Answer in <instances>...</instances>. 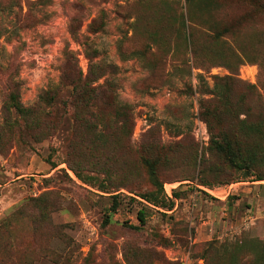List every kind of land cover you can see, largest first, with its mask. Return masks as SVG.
<instances>
[{
    "label": "rangeland",
    "instance_id": "374dc122",
    "mask_svg": "<svg viewBox=\"0 0 264 264\" xmlns=\"http://www.w3.org/2000/svg\"><path fill=\"white\" fill-rule=\"evenodd\" d=\"M154 1L0 0V264H221L216 258H223L225 249L241 240L250 249L263 238L264 179L255 180L254 174H264V166L244 178L243 171H225L220 178L239 177L222 184L200 164L209 156V135L199 105L211 96L214 76L229 71L220 65L207 71L191 67L189 49L178 44L174 29V11L184 13V1L166 0L171 16L152 20ZM246 8L226 0L217 17H236ZM258 24L264 27V14ZM151 33L167 42H152ZM179 56L189 67H179ZM62 68L81 72L89 86L100 85L102 99H90L89 107L102 111L103 118L112 120L114 101L130 106L134 124L129 137L121 138L136 147L143 133L156 127L160 143L174 149L170 162L159 168L164 192L174 202L171 209L130 192L152 188L144 177L109 180L92 173L76 142L67 154L71 119L66 110L75 109L68 90L51 108L64 114L62 127L47 129L42 140L6 125L7 94L17 91L19 101L33 107L39 93L57 84ZM94 75L98 78L91 80ZM233 75L242 81L235 92L249 84L250 99L264 100L263 68L246 61ZM73 160L83 176L108 182L107 192L77 177ZM113 194L118 205L106 222ZM131 198L146 204L145 223L138 229L130 225L139 226L141 205ZM209 242L218 247L207 250Z\"/></svg>",
    "mask_w": 264,
    "mask_h": 264
},
{
    "label": "trees",
    "instance_id": "16d2710c",
    "mask_svg": "<svg viewBox=\"0 0 264 264\" xmlns=\"http://www.w3.org/2000/svg\"><path fill=\"white\" fill-rule=\"evenodd\" d=\"M183 1L184 13L180 10L176 14L174 11V29L178 44L184 49H189L190 66L207 71L214 65H220L229 71V74L224 76H214L211 96L199 105V117L205 122L209 135V156L202 158L200 164L205 167L206 172L215 177L217 183H230L239 176L228 174L220 178L225 171H243L240 177L244 178L254 173L255 168L264 166V100H261L260 96L250 99L254 92L253 86L249 84L244 90L235 92L234 85L242 81L233 75L246 61L256 63L264 72V27L258 24L259 15L264 14V0H229L242 2L247 6L241 14L229 19L217 17L218 9L226 0ZM154 2L150 4L153 6L152 20L154 16L159 19L171 16L173 10L170 3L166 0ZM131 24L136 26L138 18L135 17ZM163 28L169 29L166 25ZM150 37L152 42L159 45L167 42V38L157 37L154 33H151ZM178 59L181 69L188 65L187 59L185 61L180 56ZM97 78L98 76L94 75L91 80ZM88 83V77L83 78L81 72L62 68L57 84L39 93L37 103L33 107L24 106L19 101V93L10 91L3 107L5 123L7 126L15 124L17 127H23L25 133L31 134L34 140H42L40 136L48 132L47 129L57 131L62 127L64 114L55 109L52 111L51 108L55 105L57 95L64 89L68 90L69 97L73 94L75 109L73 112L66 110L71 119L70 132L65 142L67 154L73 153L76 142L81 146V156L86 158L92 173H104L109 180L112 175L144 177L152 188L145 192H130L135 191V196L154 206L171 209L174 202L164 192L159 168L170 162V154L174 149L166 148L160 143L161 138L156 127H149L142 135V142L136 147L128 138H121L122 135L129 137L131 134L134 124L132 109L127 103L114 101L112 120L103 118L101 114L104 113L100 110L91 111L89 100L94 102L96 97H100V85L89 86ZM41 106L49 108L43 111ZM78 106L84 107L86 113L79 114L82 108ZM241 115L243 116L240 117ZM111 126L114 127V132L108 131ZM20 134L24 139L22 133ZM76 163L73 160L70 166L77 177L107 192L105 189L108 182L100 181L96 184L97 175L83 176L77 171ZM254 177L255 180H261L264 179V174L257 170ZM110 197L112 201L107 209L106 222L110 220V214L115 212L118 205L117 196L113 194ZM131 199L141 205L136 212L139 226L130 225L138 229L145 223L146 204L136 198ZM244 242L241 240L230 250L225 249L221 255L223 258L216 260L221 264H264V236L253 243L250 249H246ZM215 246L216 242H209L207 250L218 247ZM243 253L247 257H243Z\"/></svg>",
    "mask_w": 264,
    "mask_h": 264
},
{
    "label": "built area",
    "instance_id": "2783aa9c",
    "mask_svg": "<svg viewBox=\"0 0 264 264\" xmlns=\"http://www.w3.org/2000/svg\"><path fill=\"white\" fill-rule=\"evenodd\" d=\"M209 191H211V192H212L213 190H209Z\"/></svg>",
    "mask_w": 264,
    "mask_h": 264
}]
</instances>
